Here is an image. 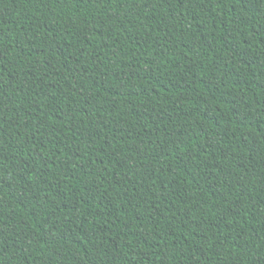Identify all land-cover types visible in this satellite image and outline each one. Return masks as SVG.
<instances>
[{
  "label": "trees",
  "instance_id": "1",
  "mask_svg": "<svg viewBox=\"0 0 264 264\" xmlns=\"http://www.w3.org/2000/svg\"><path fill=\"white\" fill-rule=\"evenodd\" d=\"M0 264H264V0H0Z\"/></svg>",
  "mask_w": 264,
  "mask_h": 264
}]
</instances>
